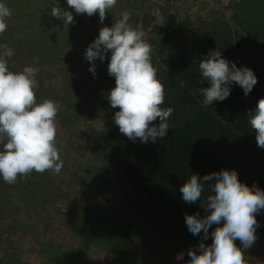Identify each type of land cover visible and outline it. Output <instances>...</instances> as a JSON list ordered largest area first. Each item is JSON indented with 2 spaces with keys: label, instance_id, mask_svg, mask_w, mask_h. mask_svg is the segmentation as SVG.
<instances>
[{
  "label": "trees",
  "instance_id": "obj_1",
  "mask_svg": "<svg viewBox=\"0 0 264 264\" xmlns=\"http://www.w3.org/2000/svg\"><path fill=\"white\" fill-rule=\"evenodd\" d=\"M248 5L247 10L241 12L236 7L231 16L238 19L248 34L259 37L261 31L264 32V12H259L256 3ZM17 6L16 12L21 14L22 6L19 3ZM54 6L65 10L66 0ZM139 22L147 26L142 29L148 30L153 19L143 14ZM48 30L36 31L39 39L48 35ZM59 31L65 32L63 36L72 35L63 26ZM24 38L29 46H34L30 33ZM155 44L158 55L150 57L156 78L164 87V103L160 107L174 109L164 138L155 143H141L139 138L133 142L124 136L114 123L119 109L109 105L107 89H92L82 98L81 111L86 115L92 112L105 124L104 130L93 136V146L87 150L103 161L107 165L106 174L113 175L122 185L121 200L136 216L134 220L112 212L102 213L89 205L74 207L69 227L80 237L82 246H95L100 251L99 261L103 258L108 264H187L189 249L199 253L200 243L211 244L210 233L223 222L212 225L208 239H204L203 233L193 236L188 231L184 215L203 217L208 214L202 205L208 195L214 194L207 185L215 181L205 182L199 204L185 203L179 188L192 174L202 177L222 169L235 170L240 182L264 191V148L257 146L255 133L248 123L257 101L264 98V59L249 47L242 32L217 17L170 33ZM43 46L49 48L45 43ZM214 50L220 51L221 56L235 63L237 68L251 69L257 83L245 96L243 89L233 82L226 99L204 106L200 89L210 85L202 80L198 65ZM49 98L65 105L67 95ZM57 109L55 124L63 128L65 121L61 118L67 114V108ZM78 112L76 109L69 119L71 124L74 118L86 116L75 115ZM152 123L158 125L159 119ZM92 179L96 180V175L93 174ZM256 220L260 222L259 213ZM234 243L243 255L245 249L240 241ZM143 244L148 245L147 249L138 252ZM181 252L183 259L177 260ZM154 257L159 258L158 263L154 262Z\"/></svg>",
  "mask_w": 264,
  "mask_h": 264
},
{
  "label": "rangeland",
  "instance_id": "obj_2",
  "mask_svg": "<svg viewBox=\"0 0 264 264\" xmlns=\"http://www.w3.org/2000/svg\"><path fill=\"white\" fill-rule=\"evenodd\" d=\"M59 1L2 0L12 13L5 19L7 28L0 33V44H6L15 53L8 59L9 70L22 71L25 66L37 68L38 86L34 89L37 102L51 100L49 96L67 95L65 105L57 99L51 100L58 108H67V114L61 118L65 127L55 124V143L63 160L59 174L52 170L32 171L18 176L12 184L0 178V264H108L103 258L99 261L100 251L95 246H82L80 237L69 227L74 207L89 205L102 213L136 218L121 200L122 185L113 175H107V165L87 150L93 146V136L104 130L105 124L92 112L86 115L81 111L82 98L92 89L115 87V78L107 71L110 51L103 62L99 58L93 62L85 59L86 49L101 28L111 27L127 11L129 25L144 32L143 39L151 46L150 55L155 56L158 55L155 42L160 43L166 35L217 17L242 32L249 47L264 59V32L261 31L259 37L252 36L231 16L236 7L240 12L246 11L247 5L252 3L263 13L264 0H117L106 12L103 23L98 13L77 14L66 3L65 10L71 8L73 15L69 25L50 15L51 8ZM17 3L22 6L21 14L16 12ZM143 14L153 19L148 30L142 29L144 25L139 22ZM262 17L264 26V15ZM60 26L72 35L63 36L65 32L60 33ZM44 29H49L48 35L39 39L36 31ZM26 33H30L34 46L27 44ZM90 34L94 36L89 37ZM43 38L45 40L41 41ZM92 64L95 74L89 71ZM76 109L79 112L75 115L86 116L74 118L71 124ZM67 121L69 126L65 124ZM2 147L0 144V149ZM93 174L96 180L92 179ZM255 235V242L243 254L245 264H264V222L261 220ZM147 246L143 244L138 252ZM158 260L154 257L155 263Z\"/></svg>",
  "mask_w": 264,
  "mask_h": 264
},
{
  "label": "clouds",
  "instance_id": "obj_3",
  "mask_svg": "<svg viewBox=\"0 0 264 264\" xmlns=\"http://www.w3.org/2000/svg\"><path fill=\"white\" fill-rule=\"evenodd\" d=\"M67 5L77 14L92 16L98 13L103 23L106 12L113 8L117 0H66ZM12 15L10 9L0 0V33L7 28L5 19ZM50 15L61 19L64 25L73 22V15L58 6L51 8ZM130 14L125 11L121 18L111 27H103L98 36L85 51L89 62L97 58L101 62L109 53L108 74L115 78V87L110 89L107 100L115 112L114 123L119 131L133 142L139 138L141 143H155L164 138L169 129L168 119L173 113L172 107L161 108L164 103V87L156 78V69L151 63V46L143 39L142 30L132 28L128 21ZM0 178L6 183H15L18 176L35 171L42 173L52 170L59 174L63 160L55 143L57 106L51 100L37 102L34 89L38 86L36 79L38 69L25 66L22 71H11L8 59L15 53L6 44H0ZM202 80L209 87H202V105H212L214 101L222 102L231 92L235 82L247 96L257 83L254 72L247 67L237 68L236 64L223 58L220 51H210L208 57L199 65ZM95 74V65L89 68ZM248 123L255 133L257 146L264 148V98L257 101ZM159 119V124L153 121ZM211 189L203 203L208 214H185L184 221L188 231L197 236L209 237L211 244L198 245L199 253L189 249L187 264H245L241 248L234 241L239 240L244 249L256 240L258 221L256 214L264 210V191L251 188L238 180L235 170L222 169L198 177L192 174L180 186L183 202L199 204L206 183ZM183 259V253L176 256Z\"/></svg>",
  "mask_w": 264,
  "mask_h": 264
},
{
  "label": "built area",
  "instance_id": "obj_4",
  "mask_svg": "<svg viewBox=\"0 0 264 264\" xmlns=\"http://www.w3.org/2000/svg\"><path fill=\"white\" fill-rule=\"evenodd\" d=\"M259 219L264 222V210L259 212Z\"/></svg>",
  "mask_w": 264,
  "mask_h": 264
}]
</instances>
